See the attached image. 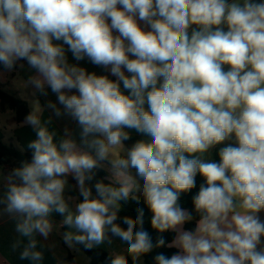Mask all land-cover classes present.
<instances>
[{
    "label": "clouds",
    "instance_id": "obj_1",
    "mask_svg": "<svg viewBox=\"0 0 264 264\" xmlns=\"http://www.w3.org/2000/svg\"><path fill=\"white\" fill-rule=\"evenodd\" d=\"M67 52L115 79L69 63ZM21 60L35 70L29 83L62 109L48 107L80 129L79 143L66 130L57 144L38 107L26 117L32 159L9 174L5 197L29 238L21 259H43L33 237L48 238L55 211L76 230L63 235L70 249L118 237L135 264L165 245L144 229L142 208L122 218L126 228L117 223L119 201L139 202L140 192L152 228L175 233L167 246L178 251L156 264H264V0H0V64ZM126 129L145 139L125 148ZM101 168L119 187L89 186ZM197 174L190 211L179 199ZM68 176L83 197L74 211ZM111 264L128 260L114 252Z\"/></svg>",
    "mask_w": 264,
    "mask_h": 264
},
{
    "label": "crops",
    "instance_id": "obj_2",
    "mask_svg": "<svg viewBox=\"0 0 264 264\" xmlns=\"http://www.w3.org/2000/svg\"><path fill=\"white\" fill-rule=\"evenodd\" d=\"M66 54L69 63L83 67L89 73L95 72L97 75H109L110 79H115V77L106 73L104 69L91 64L87 59L76 61L71 52H67ZM35 74V70L30 68L24 60L18 61L11 70L6 68L0 69V90L5 93L11 92L14 98L24 101L28 107L27 116L38 107L40 109L39 114L42 124H45L50 132L55 133L54 143L59 144L61 139L66 138V130L79 143L80 129L76 122L67 115L57 117L54 111L48 107L51 102L62 109L56 94L47 88V95L41 94L29 83V78ZM125 94L127 93L125 92ZM26 117L21 122H16L15 111L7 104L0 102V142L21 153L32 155V150L28 148V144L35 140L37 136L33 127L25 123ZM126 131H129L130 134H137L134 130L127 129ZM221 146L223 145H218L215 149ZM215 149L211 150V159ZM125 154V152H121V155ZM11 160V158H7L0 165V264H74L75 251L70 249L63 240L64 228L70 229V227L63 224L64 216L55 211L49 217L50 222L53 224V230L48 238L45 239L38 233L33 237L37 241L34 251H40L43 259L41 261H33L31 259L20 258L22 251L29 243V238L21 236L16 231L18 217L6 211L5 197L7 192V177L14 168L22 166L23 163L11 165ZM104 169L107 172L108 179L114 182L112 174L107 168ZM66 180L67 184L64 196L70 209L74 211L76 204L79 203L78 196L80 193L78 192L77 182L71 176H68ZM137 194L141 193L137 192ZM260 216L264 219V212L260 213ZM116 238L113 237L112 240ZM64 251H66V254L63 253ZM68 256L72 257V262L68 260Z\"/></svg>",
    "mask_w": 264,
    "mask_h": 264
},
{
    "label": "trees",
    "instance_id": "obj_3",
    "mask_svg": "<svg viewBox=\"0 0 264 264\" xmlns=\"http://www.w3.org/2000/svg\"><path fill=\"white\" fill-rule=\"evenodd\" d=\"M4 66L0 64V69H3ZM0 102L7 104L9 107H11L15 111V120L16 122H21L28 114V107L26 103L22 100L16 99L0 90ZM127 130V129H126ZM130 140L124 142L125 148H130L132 144H134L136 141L145 139L144 136L141 134H130ZM219 148L215 149L212 153V160L219 162V156H218ZM123 156V155H122ZM7 158H11V165L18 164V163H24V162H31L32 155L28 153H21L11 147H7L3 145L0 142V165L3 164ZM94 179L89 182V186L91 187L96 182H103L105 184H112L114 187H119L118 184L110 181L108 179L107 172L104 168L96 169ZM67 179V177H66ZM204 183L203 177H201L199 174H197L196 177V186L191 189L188 192L181 193L179 203L181 207L193 210V197L198 194L200 185ZM93 196H95V189L92 188ZM134 195L140 197L139 202L137 200L132 199L131 197L128 200H121L119 201L121 205V210L119 212V217L117 223L121 225V227L126 228L127 226L122 223V218L125 216L131 217L135 219L138 215V209H143L144 211V229L150 233L152 236L153 242L155 243L158 236H163L165 239V245L161 246L159 248H154L150 253L144 254L141 256V259L143 261V264H156L155 256L159 253H163L166 256H171L176 251H178L176 248H170L167 245L171 244L173 239L175 238V233L171 231H166L164 233H159L157 230L153 229L151 226V217L152 213L148 209L147 205L144 203L142 195L137 194V192L134 193ZM83 197L81 195L78 196V202H81ZM198 219V218H197ZM185 230H194L195 229V221L188 222L184 226ZM64 233L71 231L68 228H64ZM72 232V231H71ZM78 250H80L89 261V264H111L112 255L107 253L104 250L98 249V248H92V249H86L84 245L77 244L75 246ZM68 260L72 262V257L68 256Z\"/></svg>",
    "mask_w": 264,
    "mask_h": 264
},
{
    "label": "rangeland",
    "instance_id": "obj_4",
    "mask_svg": "<svg viewBox=\"0 0 264 264\" xmlns=\"http://www.w3.org/2000/svg\"><path fill=\"white\" fill-rule=\"evenodd\" d=\"M7 93H8V95L12 96L11 92H6V94ZM78 192H79V190H78ZM70 230L74 233L76 231L74 228H72V229L70 228ZM93 248H98V249L104 250L107 253H109L110 255H112L114 252L119 253V254H123L126 256V258L128 260V264H134L131 255H129L127 253V245L125 243H123L118 237L115 240H112L111 244H109L106 241L105 243L98 245V246H95ZM73 250L75 251V255H76V257L74 259V264H88V258L80 250H78L76 247L73 248ZM63 253L66 254V251H64ZM135 264H143L141 257L139 258L138 261L135 262Z\"/></svg>",
    "mask_w": 264,
    "mask_h": 264
}]
</instances>
